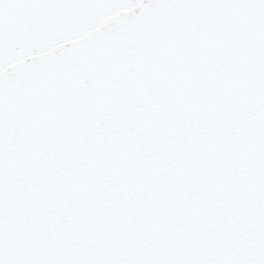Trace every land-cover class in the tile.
Wrapping results in <instances>:
<instances>
[{"label":"snow or ice","instance_id":"obj_1","mask_svg":"<svg viewBox=\"0 0 264 264\" xmlns=\"http://www.w3.org/2000/svg\"><path fill=\"white\" fill-rule=\"evenodd\" d=\"M0 264H264V0H0Z\"/></svg>","mask_w":264,"mask_h":264}]
</instances>
